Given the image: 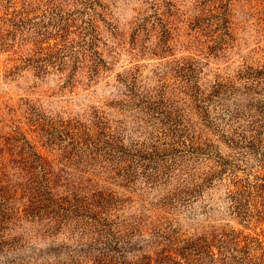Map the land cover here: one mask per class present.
I'll list each match as a JSON object with an SVG mask.
<instances>
[{"label": "rangeland", "instance_id": "374dc122", "mask_svg": "<svg viewBox=\"0 0 264 264\" xmlns=\"http://www.w3.org/2000/svg\"><path fill=\"white\" fill-rule=\"evenodd\" d=\"M258 71L264 0H0V264L95 255L72 222L26 213V151L55 195L108 196L128 249L118 264L153 254V227L262 237L264 218L243 222L228 196L236 175L264 174V126L246 147L264 109Z\"/></svg>", "mask_w": 264, "mask_h": 264}, {"label": "trees", "instance_id": "16d2710c", "mask_svg": "<svg viewBox=\"0 0 264 264\" xmlns=\"http://www.w3.org/2000/svg\"><path fill=\"white\" fill-rule=\"evenodd\" d=\"M62 21L65 26H58L61 30L60 37L68 31L69 18H63ZM42 65L40 67H45ZM260 71L257 74H264V71ZM257 83L264 85V78L258 79ZM249 118L246 147L249 153H253L255 150L252 146L257 142L254 139L260 137V130L264 126V109ZM61 127L67 128L68 125ZM61 133L74 146L85 144L82 134H72L69 130ZM239 136L244 137V134L241 132ZM24 153L27 166L25 175L28 176L32 189L29 193L33 192L27 199L26 213H33L38 219L45 216L46 223L50 220L55 225L62 220L72 222L77 236L81 240L87 238L89 241V244H83L87 248L86 253H95L88 260L90 264H118L117 261L128 249L125 247L122 250L121 232L106 216L107 207L111 204L108 196L93 193L90 197L81 198L73 190H70V196L55 195L50 184L52 182L54 185L55 181L50 180L44 160L36 153ZM260 161V168L264 170V155ZM228 196L233 213L243 222L264 218V174L254 176L252 180L236 175ZM131 227L138 228L137 225ZM153 232L160 239L157 242H148L153 254L143 255L139 264H264V234L261 237L259 233L253 235L239 230H222L181 237L156 227H153ZM73 264L80 263L76 260Z\"/></svg>", "mask_w": 264, "mask_h": 264}]
</instances>
